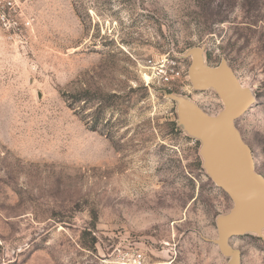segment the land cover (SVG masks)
<instances>
[{
  "label": "rangeland",
  "instance_id": "374dc122",
  "mask_svg": "<svg viewBox=\"0 0 264 264\" xmlns=\"http://www.w3.org/2000/svg\"><path fill=\"white\" fill-rule=\"evenodd\" d=\"M193 46L254 92L236 126L264 177V0H0V264L228 262L210 240L232 202L164 93L222 102L145 69ZM230 244L264 264V230Z\"/></svg>",
  "mask_w": 264,
  "mask_h": 264
},
{
  "label": "water",
  "instance_id": "95a60500",
  "mask_svg": "<svg viewBox=\"0 0 264 264\" xmlns=\"http://www.w3.org/2000/svg\"><path fill=\"white\" fill-rule=\"evenodd\" d=\"M204 52L203 46L185 52V58H190L188 79L195 89H213L222 108L209 114L188 97L169 92L164 96L175 106L176 125L200 143L198 152L206 175L232 202L228 212L216 217L217 237L209 240L228 257L226 264H239L241 251L230 239L242 234L262 237L264 230V177L256 171L252 151L236 126V119L256 98L225 58L210 66Z\"/></svg>",
  "mask_w": 264,
  "mask_h": 264
},
{
  "label": "built area",
  "instance_id": "2783aa9c",
  "mask_svg": "<svg viewBox=\"0 0 264 264\" xmlns=\"http://www.w3.org/2000/svg\"><path fill=\"white\" fill-rule=\"evenodd\" d=\"M8 5H10L9 2ZM182 62L183 59L177 55L163 53L147 57L145 59V69L149 71L151 80L170 89L172 87L182 86L188 81V69L186 70ZM141 260V254L138 253L134 256V261L136 263L141 264Z\"/></svg>",
  "mask_w": 264,
  "mask_h": 264
},
{
  "label": "trees",
  "instance_id": "16d2710c",
  "mask_svg": "<svg viewBox=\"0 0 264 264\" xmlns=\"http://www.w3.org/2000/svg\"><path fill=\"white\" fill-rule=\"evenodd\" d=\"M169 124H170V126L172 127L173 130L181 131L180 128L176 125L175 120L170 121ZM188 138H189V137H188ZM195 141L198 143L197 140H195Z\"/></svg>",
  "mask_w": 264,
  "mask_h": 264
}]
</instances>
